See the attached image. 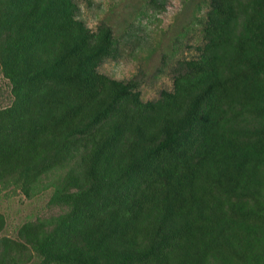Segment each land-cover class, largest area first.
Returning <instances> with one entry per match:
<instances>
[{
  "label": "trees",
  "instance_id": "16d2710c",
  "mask_svg": "<svg viewBox=\"0 0 264 264\" xmlns=\"http://www.w3.org/2000/svg\"><path fill=\"white\" fill-rule=\"evenodd\" d=\"M196 5L203 43L147 100L80 0H0V185L63 209L15 235L0 211V264H264V0Z\"/></svg>",
  "mask_w": 264,
  "mask_h": 264
},
{
  "label": "rangeland",
  "instance_id": "374dc122",
  "mask_svg": "<svg viewBox=\"0 0 264 264\" xmlns=\"http://www.w3.org/2000/svg\"><path fill=\"white\" fill-rule=\"evenodd\" d=\"M80 6V16L90 28L105 21L114 29L117 53L104 60L100 71L139 80L147 100L172 89L177 59L194 57L204 41L207 6L197 7L196 0H80ZM7 90V79L0 73V105ZM40 188L27 196L21 188L0 185V211L7 220L2 234L15 235L23 222L63 211L49 203L52 188Z\"/></svg>",
  "mask_w": 264,
  "mask_h": 264
}]
</instances>
